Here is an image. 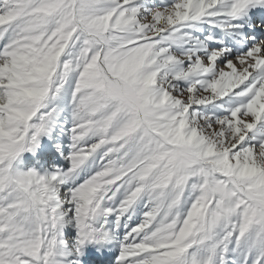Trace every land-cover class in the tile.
Listing matches in <instances>:
<instances>
[{
    "label": "snow or ice",
    "instance_id": "1",
    "mask_svg": "<svg viewBox=\"0 0 264 264\" xmlns=\"http://www.w3.org/2000/svg\"><path fill=\"white\" fill-rule=\"evenodd\" d=\"M0 264H264V0H0Z\"/></svg>",
    "mask_w": 264,
    "mask_h": 264
},
{
    "label": "rangeland",
    "instance_id": "2",
    "mask_svg": "<svg viewBox=\"0 0 264 264\" xmlns=\"http://www.w3.org/2000/svg\"><path fill=\"white\" fill-rule=\"evenodd\" d=\"M51 139L45 136L41 139V143L39 148L36 150V153H24L22 154L20 160L18 161V166L22 170L35 169L40 173H44L45 171H52L49 168L50 166L55 169L57 167H62L66 164L64 155L61 153H66L68 138L67 136L60 135V129L57 127L51 133ZM62 145L61 149L58 151L56 145ZM51 147V150H44V148ZM43 152L44 155L47 156L44 158L39 153ZM114 254V253H113Z\"/></svg>",
    "mask_w": 264,
    "mask_h": 264
},
{
    "label": "bare ground",
    "instance_id": "3",
    "mask_svg": "<svg viewBox=\"0 0 264 264\" xmlns=\"http://www.w3.org/2000/svg\"><path fill=\"white\" fill-rule=\"evenodd\" d=\"M97 255H101L100 253H97Z\"/></svg>",
    "mask_w": 264,
    "mask_h": 264
}]
</instances>
